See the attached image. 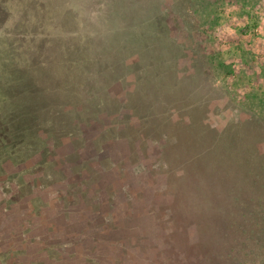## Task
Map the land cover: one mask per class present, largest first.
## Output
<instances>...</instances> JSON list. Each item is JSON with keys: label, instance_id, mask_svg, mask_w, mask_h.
<instances>
[{"label": "rangeland", "instance_id": "obj_1", "mask_svg": "<svg viewBox=\"0 0 264 264\" xmlns=\"http://www.w3.org/2000/svg\"><path fill=\"white\" fill-rule=\"evenodd\" d=\"M257 149L264 0H0V264L49 263L29 241L55 221L82 225L91 264H264L262 189L237 168L264 186ZM203 156L234 174L230 202L184 220L191 177L226 194Z\"/></svg>", "mask_w": 264, "mask_h": 264}, {"label": "trees", "instance_id": "obj_2", "mask_svg": "<svg viewBox=\"0 0 264 264\" xmlns=\"http://www.w3.org/2000/svg\"><path fill=\"white\" fill-rule=\"evenodd\" d=\"M257 154L258 155L256 157V160L259 159V162H258L257 167L261 169V172L260 173L264 176V172H262V170L264 171V153L263 154H260V152L258 150ZM198 156L199 155H195V157H197V158H198ZM199 159H200V165L199 166L200 167L201 166H204L205 170L208 173H212L214 166L212 167V164L210 162V159L207 158V156L206 157L203 156V157H201ZM237 168H238V172H239V176H240L239 184L247 186V183H249L252 188H254V189L255 188H259L257 191H259V190L262 189L261 190L262 193H261L260 196H258L257 200L259 202L260 199H262V201L264 202V191H263L264 190V186L261 187V185L259 183V182H261V179H260V176H259L258 173L256 174V178H255V171L258 170L255 167V162L253 161L251 163H248L247 160H246V161H243V163L241 165L239 164ZM178 169H179V171L177 170V173H176V175L178 174V176H179L178 179H180V178L184 179L185 178L184 177L185 174L188 173V172L184 168H178ZM224 170H225V167L223 165H217V167H214V171L218 175V177H216V178H218L217 181H218V183L224 182V190L226 192V194L225 193H223V194L220 193V195H218V199L216 198V195L212 198L211 195L208 194L206 190H204V187H202L201 183H199L198 181H194L193 180V177L190 178V182L192 184V185H190V188L193 191V193H191L190 191L188 192L189 195L186 198V200H187L186 210H184L182 204L178 208V209H180L181 212L183 211V213H181L182 219H184V220L187 219L188 221L190 219H192V220H196L198 222V219L199 218H200V221L201 220L202 221L203 220H206L208 218V221L209 220L212 221L210 214L213 213V211L215 212L216 209L219 210V206L222 203H224L223 201H225V199H228L229 202H230V194L232 195V192L229 191V183L231 181V178L234 176V174L233 173H227ZM250 173H251V175H249ZM245 174H246L247 179H246V177H243V175H245ZM247 175H249V176H247ZM253 179H254V181H253ZM263 180H264V178H263ZM257 181H258V183H257ZM254 182H255L256 186H252V183H254ZM263 185H264V183H263ZM192 188H194V189H192ZM233 190L235 192V188H233ZM241 190H242V187H241ZM256 192H253L252 195L254 196V194ZM179 199H180V196H179ZM250 199H253V197H251ZM235 202L236 203L237 202H240V200L239 199L236 200V198H235ZM227 205L228 206H231V204H227ZM254 206L257 207V204H254ZM177 214H179V213H177ZM262 218H264V215H263ZM254 221H255L254 223H256V226L257 227L261 226V223H260L262 221L261 215H259V214L257 215L256 214L255 217H254ZM217 223H219V222L215 221V219H214V223L211 224L212 228H213V226L217 225ZM248 227H251V225L248 226ZM236 228L239 229L238 232L240 233V236L241 237H243L245 239H251V235H249V233L243 227V225L241 224V222H239L237 224V227ZM251 228L258 229L256 227H251ZM263 228L264 227L261 226L260 229H259V231L260 230H263ZM252 236H253V239L256 240V241L260 239L259 238V232L252 233Z\"/></svg>", "mask_w": 264, "mask_h": 264}, {"label": "flooded vegetation", "instance_id": "obj_3", "mask_svg": "<svg viewBox=\"0 0 264 264\" xmlns=\"http://www.w3.org/2000/svg\"><path fill=\"white\" fill-rule=\"evenodd\" d=\"M63 181H62V183H63ZM123 185H125V184L124 183L122 184V186L119 189V192H121L122 190L125 189L123 187ZM21 187L22 186H20L19 189ZM69 195H70V191H67V190L57 191L55 193V196L57 197L56 201L62 204L64 202V197L69 196ZM84 195H86V194H84ZM81 202L84 204L83 208L87 209L89 207L88 205H85L84 200H82ZM71 208H72V203H66V206L63 205L64 213L66 215L67 214L70 215L71 214ZM79 214H80L79 218L82 219L81 222L82 223L84 222L85 226L86 225L89 226L88 228H86L87 233H88L89 229H91L92 226H91L89 221L87 222V217L84 216L85 211L83 209H81ZM66 222H67V225H66L67 227L73 224L71 219H67ZM56 223L57 222L55 221L54 224H52V226H51L52 231L50 233L51 234L50 238H46L44 240V237H42L43 236V233H42V234H39V237H35V239H32V241H29V242H33L37 245V251L39 254H41V255L45 254L44 258H46V257L49 258L50 262L47 264H61V261L66 254H67L66 258L68 261H74V258H78V259H81L83 261L82 264H91V262H90L91 257H89V254L92 253L91 249L89 250L90 252H86L82 248V243H84L85 241H89L90 238L85 237L82 240V238L79 239V237H78L82 233V232H80V230L82 229V225L79 224L76 227L74 226L73 229L69 230L70 235H67L66 237H64L65 233L61 231L60 227L57 226ZM53 225H55V226H53ZM39 227H40V229H39L40 231L44 229L43 226H41V225H39ZM26 228H29V230H30L31 227H28L26 225ZM37 229L38 228H36V230ZM28 234H31V233L26 232V235H24V238L27 239ZM76 240H78V241H76ZM22 254L25 257V254L23 252H22ZM41 257H43V256H41ZM42 260H40L39 262H42ZM41 264H43V263H41Z\"/></svg>", "mask_w": 264, "mask_h": 264}]
</instances>
